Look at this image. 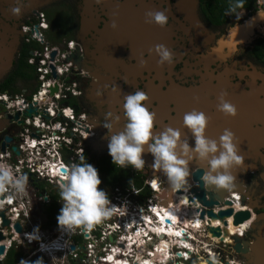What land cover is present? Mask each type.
Masks as SVG:
<instances>
[{"label": "flooded vegetation", "instance_id": "flooded-vegetation-1", "mask_svg": "<svg viewBox=\"0 0 264 264\" xmlns=\"http://www.w3.org/2000/svg\"><path fill=\"white\" fill-rule=\"evenodd\" d=\"M257 6L258 0L252 9H244L239 20L231 15L224 22L218 23L201 0H103L100 4L95 0H0V93H7L11 97L24 94L29 99L28 95L36 89L37 75L34 66L28 63L31 54L40 51V43L35 37L51 45L65 47L68 51L66 61L71 65V79L78 91V96L71 102L77 107L78 111L75 112L84 115L87 126L85 132L90 136L80 142L82 152L78 153L75 145L64 149V159L68 167L78 163L83 155L98 171L101 180L98 187H106L112 192L115 189L119 191L116 196H109L112 204L117 207L119 205V209L124 207L121 205V196L135 201L138 191L134 195L133 187L121 188L119 185L112 187L111 184H105L101 170L106 163L112 165L113 172L114 168H119L120 172H135L148 189L151 186L160 189L156 192L151 187L150 196L135 201L136 204L147 205L148 210L153 204L145 202H151V196L155 195L161 206L166 203L159 194L167 178L152 167V157L148 153L142 156L145 166L141 170L130 166L120 168L112 164L107 150V130L102 126L108 122L105 114L110 112L120 117L119 122L113 125V132L121 131L124 125V96L143 91L148 97L144 106L154 113L153 134L171 127L179 130L181 139H187L191 146L192 135L183 126V116L193 109L203 112L208 118L205 129L207 138L218 142L223 131L228 129L234 134L233 142L237 146L238 155L252 145L257 147L252 153L255 159H243L241 166L231 169L236 177L235 187L231 191L206 188L224 201L230 194L237 195L240 203L244 198L241 204L250 212L251 223L258 215H264V54L258 52L259 41L264 36L257 31L255 23L252 34L245 41L231 45L233 41L230 38L223 51L214 54L212 49L217 39L228 37L232 28L244 24L250 13H256ZM260 6H264V3ZM13 8H19L20 12L13 14ZM147 11H165L167 24L160 27L145 23ZM113 20L116 28L110 27ZM52 28L57 32L55 39L60 44L48 39L50 36L54 38L49 34ZM158 44L171 51L174 56L171 65L157 63L159 57L154 46ZM140 60L145 61L142 67ZM113 85L117 89L114 90ZM221 93L225 94L227 102L235 106L234 117L217 111ZM64 118L62 114L56 121ZM28 136L19 116L12 118L0 105V152L12 149L11 146L15 147L16 144H23L29 140ZM246 167L249 168L243 169ZM199 170L201 175L202 171L207 170L206 164L196 161L189 164V176L183 186L188 188L186 197H192L191 189L198 186L193 176ZM30 187V191L27 190L33 205L34 227L39 225V228L50 234L57 232V221H50L47 211L51 212L56 205L59 213V183L31 179ZM176 191L183 194L186 190ZM184 207L187 217L194 216L192 208L187 209L190 205L185 204L180 209ZM168 209L169 206L163 213ZM194 210L197 212L196 207ZM107 221L102 220L98 232L94 234L98 236L101 228L116 224L115 220ZM75 229L80 233L84 231L83 226ZM244 230V239L252 241L255 230L249 224ZM181 231L178 235L180 238ZM227 235L223 234L225 237ZM115 237H111L112 241ZM215 249L223 261L228 257L238 263H245L242 257L228 247L216 246ZM155 258L159 259L157 256ZM135 259L143 261L144 258L137 254ZM196 260L194 257L188 264L197 263ZM151 261L153 264L156 262ZM124 264L130 262L125 260Z\"/></svg>", "mask_w": 264, "mask_h": 264}, {"label": "built area", "instance_id": "built-area-1", "mask_svg": "<svg viewBox=\"0 0 264 264\" xmlns=\"http://www.w3.org/2000/svg\"><path fill=\"white\" fill-rule=\"evenodd\" d=\"M35 40L40 43L38 47L40 51L31 54L28 63L34 66L37 75L38 84L36 89L28 95L29 99H26L23 96L24 94H15L11 97L7 93H0V105L9 115L12 116L17 114L22 120L25 134H29L27 138L29 140H26L24 144H16L15 147L11 146L12 149L0 152V169L8 170L13 180L19 176L26 177V186L23 193H17L10 185L0 188V233L4 236V240L1 241L0 244L5 247L3 254L0 255V261L4 259L7 251L11 247L15 249H18L19 246L33 247L24 259L26 260L38 254L47 256V254H58V252L63 253L65 251L66 253L64 254L70 255L72 252L73 255L77 257L76 253H74L75 251H73L75 247L78 248L81 246L82 248L84 246L86 248L87 246L89 251L86 252L85 259L92 258V254L90 255V253L91 251L93 252L94 249L102 248L101 250H103V253L98 252L95 254L94 258L91 259V262L94 264H105L104 260L111 256H114L116 260L119 259V261L126 260L132 262L137 254L143 258L156 261L154 262L155 264H184L185 261H190L194 257L196 259L199 258V262H201L208 260V255L210 254L214 257V259L210 261L213 263L219 262L221 257L215 248H210L212 243H204L200 253L198 248L194 247L193 243L190 244L194 236L192 234L190 235V230H188V228L191 227L194 219H199V216L197 217L194 214V216L187 217L186 214L183 215L181 211L178 213L179 217H182L181 220H183V223L180 226V220L177 219L179 221L177 225L182 229L181 232L185 230V236L189 238H186V245H182L178 241L180 238L178 237L176 242H179L182 246H170L169 243L171 239H169L166 234L160 239L159 236L151 230L146 229L144 232L143 227L146 226L145 223L139 227H133L132 221L129 222V220L130 217H132L131 220H133V215L137 214L136 211L138 210V206L127 205L132 203L128 200H126L127 204H124L125 207H128V212L121 211L119 207L116 206L117 217L121 219L118 223L122 225L116 224V226L109 225L108 227H103L98 236L94 233L98 232L100 228L99 224L94 225L91 230L84 229L81 233L75 231V234L82 236V243L78 244L74 240L73 237L75 234L70 235L65 245V251H62L64 246L63 242H61L63 246L60 243L51 245L53 239L45 240L49 234L59 241H62L59 230L55 235H52L53 233L50 234V232L45 231V229L39 228V241L30 240L28 238L26 234L31 233L34 228L32 223L34 214L33 205L31 204L28 192V190L30 191L31 189L30 180L40 179L48 183H60L62 180V172H60V169L63 168L65 170L67 167L63 155L64 149H68L70 145H75L78 153H80L82 152L80 142H83L85 138L90 136L85 132L87 126L84 121V115L80 112H75L78 110L74 108L75 104L71 102L72 99L74 101L78 96V91L71 79V65L66 61L68 51L64 49L65 47L51 45L46 41H42L40 38L35 37ZM52 53H54V55H52ZM53 70L56 75L55 77L51 74ZM53 88H56V90L51 91ZM29 107L34 109L30 116L26 114ZM62 114L65 118L57 122L56 119ZM70 159L73 163V159ZM149 184L151 185V182ZM228 199L236 211L247 209L238 201V197L234 194H230ZM243 207L244 209H239ZM180 210L187 212L186 208H181ZM126 213L128 217L125 218L124 214ZM109 219L110 218H107L106 220L109 221ZM4 220L8 221L7 225H3ZM199 221L202 224L201 227L205 232L207 241H216L210 237L211 234L208 231L210 225L200 219ZM16 222L21 226L20 232L15 230L14 225ZM126 222L129 223L125 226ZM125 228H127L126 230L128 231L126 233L121 232V230ZM139 230L142 231L141 240L136 239ZM244 231L245 230H243V232ZM44 235H47V237ZM114 235L116 237L113 241H110L109 238ZM91 237H93V239H91ZM99 239L101 243H99L98 246L97 240ZM105 239L109 242L107 245ZM165 240L168 241V245L164 244ZM140 241H142V244H140ZM161 242L164 244V249L170 247V252L166 253L162 259H156V256L161 257L163 255L164 250H159ZM216 242L222 243L223 247H228L229 250L233 251L229 245L230 243ZM41 243L51 246L48 250L41 251ZM118 244H125L124 248L118 246ZM71 245L74 246L73 250L70 249ZM125 249H130L134 253L131 254L127 250L124 251ZM219 264L245 263H238L232 258H226L225 261L222 260V263Z\"/></svg>", "mask_w": 264, "mask_h": 264}, {"label": "clouds", "instance_id": "clouds-1", "mask_svg": "<svg viewBox=\"0 0 264 264\" xmlns=\"http://www.w3.org/2000/svg\"><path fill=\"white\" fill-rule=\"evenodd\" d=\"M97 4L103 0H95ZM246 0H228L225 16L232 15L236 19L244 14ZM13 14L20 12L19 8H13ZM256 17L264 21V6L256 8ZM251 26L252 21H249ZM145 23L155 24L164 27L167 24L165 11H147L145 13ZM110 27L116 28L113 20ZM228 37L219 38L212 51L214 54L223 51L228 46ZM154 51L158 55V64L171 65L174 56L171 51L162 44L154 46ZM233 53L235 48L232 49ZM140 66L145 63L140 60ZM114 90L117 89L113 85ZM98 95L101 93L98 91ZM224 93L218 97L217 111L225 116H235L236 108L224 99ZM148 97L143 91H135L133 94L124 96L123 102V129L113 132L114 123H118L119 116L106 113V123L102 126L107 130V150L114 166L120 168L131 167L141 170L145 166L142 158L144 153L152 157V167L158 169L166 178L172 189H180L187 182L189 176V164L196 161L199 164H206L207 170L202 171L200 182L205 188H215L217 190L231 191L235 187L236 177L231 169L239 167L243 163V157L238 155V149L234 141V134L225 129L219 137V141L209 139L205 136V129L208 118L203 112L193 109L183 116V126L187 128L191 135L193 144L190 146L187 139H181L179 130L166 127L158 134H153L154 113H151L144 106ZM109 133H111L109 135ZM63 167V166H62ZM62 180L59 183L58 202L61 207L56 216L57 227L60 231L62 241L53 239L51 245L60 243L65 251V245L70 237L74 235V228L83 226L86 230H91L94 225L102 220L115 216L117 218L116 206L110 201L108 194L98 186L101 180L97 169L85 160L82 155L78 163H73L66 167L61 174ZM131 184V179L128 185ZM10 185L17 193H23L26 186V177L19 176L13 180L10 172L0 169V188ZM121 211L128 212L127 209L120 208ZM128 216V215H126ZM30 240H40L39 227L33 228L31 233L26 234ZM77 235V234H75ZM46 240V239H45ZM63 242V244L61 243ZM51 245L40 244V250L46 251ZM59 249V248H57ZM30 253V252H29ZM28 253V254H29ZM61 253V252H58ZM52 254H47L51 257ZM20 264H43L41 258L29 262L21 260Z\"/></svg>", "mask_w": 264, "mask_h": 264}, {"label": "water", "instance_id": "water-1", "mask_svg": "<svg viewBox=\"0 0 264 264\" xmlns=\"http://www.w3.org/2000/svg\"><path fill=\"white\" fill-rule=\"evenodd\" d=\"M126 18V17H125ZM249 21H252L251 26H249ZM259 21V18L256 17V13L254 14H249V19L242 25H238L235 28H232L230 30V38L233 41V43L230 44L234 45L237 43H241L248 39L250 35L252 34L254 24ZM238 35V38L236 36ZM54 55V53H52ZM52 75L55 77V72L54 70L52 71ZM56 88L51 89V91H55ZM74 108H77L76 106ZM34 111L33 108L29 107L27 109L26 114L28 116L31 115V113ZM12 118L16 119L17 114L14 116H11ZM246 133H248V129L246 128ZM8 140V139H7ZM246 145V144H245ZM247 147V146H246ZM254 145L250 147V149L246 148V150L241 153L240 156L243 157V159L248 160L249 158L255 159V155H252L253 151L256 149ZM245 160V161H246ZM246 164H248L246 162ZM251 167V166H250ZM249 167L243 168V169H248ZM60 172H64V169H60ZM201 171L199 170L193 178L197 181L198 186L191 189V194L193 195L190 197L189 201L192 202L193 205L196 206L197 212L200 210L199 213V218L203 219L205 216L212 220V219H219L222 221L224 225L226 223L223 221V218L226 216L231 215L232 210L230 208H227L225 210H214L215 207H218L220 203L223 202H228L224 201L223 199H219L218 197H215L211 192H209V189L204 188L202 183L200 182L199 175ZM170 189L171 186L169 185L168 181H166V185L163 187V190L159 194L161 198H164L166 201V197L170 196ZM1 198V197H0ZM216 199V200H215ZM218 199L220 201H218ZM241 203H243L244 198L241 199ZM248 206V205H247ZM252 207V206H250ZM253 208V207H252ZM251 214L248 210H240L239 212H236L233 216L234 219V225H239L243 224L244 222L248 221L250 222ZM166 222V219H165ZM8 221L4 220L3 225H7ZM249 226L255 230V233L252 235V241H248L244 239V237H238V236H233L232 237V244L231 248L235 253H237L240 257H242L245 261L246 264H264V215H258L256 218H254L251 223H249ZM15 230L20 232L21 231V226L19 225L18 222L15 223L14 225ZM209 233L212 236H219L220 235V229L219 227H208ZM225 234V232H223ZM4 240V236L2 233H0V242ZM110 241H112L111 238H109ZM4 245L0 244V255L3 254L4 252ZM71 250L74 249V246L71 245L70 247ZM222 260V259H220ZM207 264H219V262L213 263L210 260H206Z\"/></svg>", "mask_w": 264, "mask_h": 264}, {"label": "bare ground", "instance_id": "bare-ground-1", "mask_svg": "<svg viewBox=\"0 0 264 264\" xmlns=\"http://www.w3.org/2000/svg\"><path fill=\"white\" fill-rule=\"evenodd\" d=\"M263 29H264V27L262 28V30ZM151 187L156 192H159V190H160L159 188L157 189L154 186H151ZM187 189H188L187 186H185V187L182 186L179 189V191L180 190L182 192L184 190H186V191L183 192V194H179V192L176 191L178 189H175L174 190V189L171 188L170 189V196L169 197H166V203H164V205L161 206L159 204L160 205L159 207L152 206L151 209L148 210L151 215L143 214V213H137V214L133 215V220H132L133 227L136 228V227H139L140 225H143V223H145L146 226L143 227L144 232H145L146 229L151 230L153 233L157 234L160 239L163 237V235L166 234L168 236V238L171 239L170 240V243H169L170 246H172V245H175V246L178 245V246H180L181 244L182 245H186V243H187V240H186L187 236H185V230H184V232H181L182 233L181 234L182 237L179 238V240H178V237L179 236L177 235V233H179V231L182 230L177 225L178 222H179L178 220H180V226L183 223V220H181L182 217H179L178 213L180 211L182 212L183 215H185L187 213L185 210H184L185 212H183L182 210H180L179 209L180 206H184L185 204L186 205H190V207H187V209L192 208L193 212L198 217V213L194 210V208L196 206L193 205L192 202H190L188 200V198L190 199V196L189 197H186L185 196L186 193H187V191H188ZM235 196L238 197L237 195H235ZM164 200H161L162 203L164 202ZM226 201H228V202L220 203V205L218 207H215L214 208L215 211L216 210H225L226 208H230L232 210L231 215L226 216V217L223 218V221L226 223V227L223 226L222 221H220L219 219H212V220L208 219L207 220V219H205L207 217H204L203 219H201V221H205V223L209 224L210 227H219V229H220V235L219 236H212L211 235L210 236L211 238H213L216 241L228 242V243L232 244V237L233 236L234 237L235 236L242 237L243 236V230L248 227L249 221H246V222H244L243 224H240V225H238V224L237 225H234L233 216H234L235 212H239L240 210L236 211L235 208L233 207V205L231 204V202H230V200L228 198L226 199ZM181 202H183V203L180 204ZM168 206L170 207V209H168V211H165V214L168 215V216H166L163 213V210H165ZM183 209H185V208H183ZM239 209H244V207L243 208H239ZM160 215H162V217H160ZM165 219H166V222H165ZM201 226H202V224L199 221V219H194L192 221L191 227H193L194 229H197V228H199ZM222 232H225L228 235L225 237V236H223ZM183 237H185V239ZM141 238H142V231L139 230V234H137L136 239L137 240H141ZM177 240L181 244L179 242H176ZM165 241H164V244L165 245H168V241L167 240H165ZM140 244H142V241H140ZM164 244L161 242V245L159 246V250H164L163 251V255L161 257L160 256H157L159 259H162V257L166 254V250H168L170 252V247L167 248V249H164V246H163ZM124 245L125 244H118V246H120L122 248H124ZM126 250L127 249H125L124 251H126ZM127 251H129L132 254V251L130 249L127 250ZM208 257H209L208 260H213L214 259V257L212 256V254L208 255ZM104 263L105 264H117V263L124 264L125 263V260L124 261H119V259L116 260L114 258V256H111L108 259H105L104 260ZM219 263H222V260H219ZM130 264H153V263H152L151 259H145L144 258L143 261H138V259H134L132 262H130ZM197 264H207V262L205 260V261H201V262H199Z\"/></svg>", "mask_w": 264, "mask_h": 264}, {"label": "trees", "instance_id": "trees-1", "mask_svg": "<svg viewBox=\"0 0 264 264\" xmlns=\"http://www.w3.org/2000/svg\"><path fill=\"white\" fill-rule=\"evenodd\" d=\"M256 0H246V3L244 5V9L250 10L252 9V5L255 3ZM202 3L205 4L207 9L210 12V15H212V18L217 21L218 23L224 22L228 19V16H225V10L228 6V0H201ZM56 37L52 38L51 36L48 37V39L55 43H58L55 39ZM258 52L264 54V39H261L259 41L258 45ZM28 57V56H27ZM112 165L110 163H106L105 166H102V172H103V179L105 180L104 183L109 185L111 184L112 187L115 185H119L121 188H130L133 187V189H136L138 191V194L134 197L135 200H145L148 196H150L149 189L143 185L142 179L136 175L135 172H129V171H121L119 168H114V172L112 171ZM131 179V184L128 185V181ZM49 220L55 223L56 216L58 215V211L56 210V205H54L53 210L50 212L47 211ZM74 240L81 244L82 236L74 235ZM24 258L23 254L18 251V249H15L11 247L4 259L0 261V264H18L20 261ZM29 262H32V260H27ZM72 264H74L73 261H71Z\"/></svg>", "mask_w": 264, "mask_h": 264}, {"label": "rangeland", "instance_id": "rangeland-1", "mask_svg": "<svg viewBox=\"0 0 264 264\" xmlns=\"http://www.w3.org/2000/svg\"><path fill=\"white\" fill-rule=\"evenodd\" d=\"M259 3H260V5H263V3H264V0H259ZM262 21L261 20H259V22H257V25H256V29H257V31H260L261 32V34L264 36V29L262 30ZM55 33H57L56 32V30L54 29V28H52V30H50L49 31V34L50 35H52L53 37H56L55 36ZM61 40V39H60ZM150 189V188H149ZM103 190L108 194V197L109 196H116V194L119 192L118 190H116L115 189V192H112L110 189H108V188H106V187H103ZM118 191V192H117ZM136 192H137V190L136 189H134V192H133V194L135 195L136 194ZM131 194V193H130ZM128 200V201H131L132 203H130V204H127L126 203V200ZM121 200H123V204H121V205H123L124 206V204H127V205H131V206H138V210L136 211L137 213H143V214H148V215H151L150 213H149V211H148V208H147V205H141V204H136L135 203V201H132L131 199H127V198H125V197H123V196H121ZM150 200H151V202H148V201H146L145 203L146 204H149V205H152L153 204V206H157V207H159L160 205H159V203L157 202V199H156V197H155V195H154V197H152L151 196V198H150ZM137 202V201H136ZM120 205V206H121ZM118 207H119V205H118ZM125 207V206H124ZM125 209H128V207H125ZM134 212V211H133ZM135 213V212H134ZM126 215H128L127 213L126 214H124V217L126 218V217H128V216H126ZM131 218L132 217H130V220H129V222H131L132 220H131ZM115 219V216H112L111 217V219H109V221H111V220H114ZM116 224H121V223H118V222H120L121 221V219L119 218V217H117L116 218ZM129 222H126L125 223V226H126V224H128ZM116 224L114 225V226H116ZM122 225V224H121ZM39 226V225H38ZM138 226V225H137ZM188 228V227H187ZM127 228H125V229H122L121 230V232H123V233H126L128 230H126ZM188 230H190L189 231V233H190V235L192 234L193 236H194V239H192V241H190V244H192L193 243V245H194V247H196V248H198V251H199V253L202 251V248L201 247H203V244L204 243H212V246L210 247L211 249H214L216 246H223V244L222 243H218V242H216V241H211V242H209V241H207V237H205V232H204V230H203V228L202 227H200V228H198V229H193V228H188ZM75 231H76V229H75ZM56 234V232H54L52 235H55ZM45 237H47V235H44ZM50 238H53V236H51V235H49L48 234V237L46 238V240H49ZM91 239H93V237H91ZM106 239H108V238H106ZM105 239V240H106ZM72 243V242H71ZM81 243H82V240H81ZM97 243H98V246H99V243H101V240L99 239V240H97ZM106 245H107V243H109L107 240H106ZM86 244H87V242H86ZM33 249V247H27V246H19L18 247V251H20L22 254H23V256H24V258H23V260L26 258V256H27V254L31 251ZM102 248H97V249H94L93 250V252L91 251V253H90V255L92 254V258H87V259H85L84 257H85V255H86V252H88L89 250L87 249V246H86V248L83 246L82 248H81V246L80 247H78V248H76L75 247V249L73 250V251H75L74 253H76V255H77V257H75L74 255H73V253L71 252V254L69 255V254H64V253H66V251L65 252H63V253H58V254H52V256L51 257H48V256H44V255H41V254H38V255H35V256H32L31 258H29V259H26L25 261H27V260H32V261H35L36 259H38V258H41L42 260H43V264H72L71 263V261H73L74 262V264H94V263H92L91 261V259H93L94 258V256H95V254L96 253H103L102 251L103 250H101ZM108 251V250H107ZM104 252H106V251H104ZM231 255H232V253H231ZM84 259V260H83ZM227 259H228V257H227ZM196 262L197 263H199V258H197V260H196ZM185 264H188V261H185L184 262Z\"/></svg>", "mask_w": 264, "mask_h": 264}, {"label": "crops", "instance_id": "crops-1", "mask_svg": "<svg viewBox=\"0 0 264 264\" xmlns=\"http://www.w3.org/2000/svg\"><path fill=\"white\" fill-rule=\"evenodd\" d=\"M189 228H190V227H189ZM187 238H189V237H187ZM167 252H169V251H168V250H166V253H167ZM30 258H31V257H30Z\"/></svg>", "mask_w": 264, "mask_h": 264}, {"label": "snow or ice", "instance_id": "snow-or-ice-1", "mask_svg": "<svg viewBox=\"0 0 264 264\" xmlns=\"http://www.w3.org/2000/svg\"><path fill=\"white\" fill-rule=\"evenodd\" d=\"M177 235H179V233H177Z\"/></svg>", "mask_w": 264, "mask_h": 264}]
</instances>
